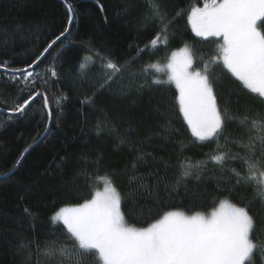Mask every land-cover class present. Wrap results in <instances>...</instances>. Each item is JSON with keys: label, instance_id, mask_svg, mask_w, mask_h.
Wrapping results in <instances>:
<instances>
[{"label": "trees", "instance_id": "trees-1", "mask_svg": "<svg viewBox=\"0 0 264 264\" xmlns=\"http://www.w3.org/2000/svg\"><path fill=\"white\" fill-rule=\"evenodd\" d=\"M149 3L0 0V63L7 66L0 69V264H57L44 255L45 242L73 241L54 222L55 213L90 199L105 178L121 193L126 220L137 227L162 211L209 214L224 198L233 203L242 194L252 198L250 188L229 195L226 189L235 181L221 179L231 176V168L244 172L241 159L226 161L222 168L210 158L218 149L244 156L240 119L264 116V98L213 65L210 77L219 107L227 109L226 123L218 139L193 137L178 111L177 90L166 82L153 84L164 76L148 66L165 64L172 52L187 46L194 67L202 70L218 41L197 37L188 23L191 7L202 6L203 0H162L175 22L166 43L153 47L161 25L144 23ZM108 61L122 72L101 88L110 74ZM29 65L34 74L25 81L14 70ZM26 100L23 113L9 111ZM189 162L203 166L197 170L200 180L187 177L177 185ZM250 212L256 236L264 240V205L254 201ZM24 241L31 242L28 249L20 248Z\"/></svg>", "mask_w": 264, "mask_h": 264}, {"label": "snow or ice", "instance_id": "snow-or-ice-1", "mask_svg": "<svg viewBox=\"0 0 264 264\" xmlns=\"http://www.w3.org/2000/svg\"><path fill=\"white\" fill-rule=\"evenodd\" d=\"M68 10L71 13L70 5ZM181 14L177 12L176 15ZM187 20L197 37L216 38V54L201 70L194 67L193 54L185 46L172 52L166 65L152 64L148 68L157 73L166 72L167 82L174 84L177 90L178 111L192 136L199 141H210L220 138L227 119V109L219 107L210 77L213 65L222 66L244 89L264 98V0H203L202 7H191ZM149 22L161 25L151 45L166 43L168 28L175 18L168 19L162 0H150L144 17V23ZM63 35L57 36L48 48ZM33 67L29 65L28 69ZM80 67L83 69L86 64ZM106 67L110 74L101 88L109 86L113 76L122 72L111 61ZM6 68V63H0V69ZM28 69L14 71L27 81L34 74ZM52 75H56L55 71ZM164 82L159 78L152 81L153 84ZM29 103L30 100H26L9 111L23 113ZM45 107H48L47 97ZM232 119L237 117L233 115ZM101 124L97 125L98 129ZM240 124L246 132V139L241 143L244 156L218 149L210 159L222 168L226 161L241 159L245 171L231 168V176L221 179H234V184L226 189L229 195L241 188H250L251 199H245L243 194L235 203L224 198L219 207H214L207 215L199 211L191 215L183 210L162 211L146 226L137 227L126 220L121 193L111 181H106L103 190L92 192L90 199L72 207H62L55 213L54 222H62L73 243L46 241L44 255L56 260L57 264H257V258L264 264V240L256 236V219L250 212L254 201L264 205V116L245 115ZM202 167L200 162L195 165L189 162L176 184L187 177L200 180L197 170ZM23 211L32 214L27 207ZM30 243L24 241L20 248L28 249Z\"/></svg>", "mask_w": 264, "mask_h": 264}, {"label": "rangeland", "instance_id": "rangeland-1", "mask_svg": "<svg viewBox=\"0 0 264 264\" xmlns=\"http://www.w3.org/2000/svg\"><path fill=\"white\" fill-rule=\"evenodd\" d=\"M203 6V5H202ZM202 6H200V7H202ZM179 51V50H178ZM176 52V51H175ZM167 62H168V60H167ZM166 62V63H167ZM166 63L165 64H160L161 66H163V65H166ZM162 76H164V78H162L163 79V81H165L166 83H168V84H170V85H172L174 88H175V85L174 84H172V83H170V82H167V75H166V72L165 73H160ZM176 89V88H175ZM106 181H110L109 179H107V178H105V179H102L101 180V182H102V185H103V188H104V185H105V182ZM103 188H102V190H103ZM102 190H100V191H102ZM219 207V206H218ZM205 215H207V214H205ZM57 223H59V224H62V222H57Z\"/></svg>", "mask_w": 264, "mask_h": 264}, {"label": "water", "instance_id": "water-1", "mask_svg": "<svg viewBox=\"0 0 264 264\" xmlns=\"http://www.w3.org/2000/svg\"><path fill=\"white\" fill-rule=\"evenodd\" d=\"M67 8H68V6H67ZM58 41H59V40H57L56 43H57ZM56 43H55V44H56ZM55 44H53L52 47H53ZM52 47H51V48H52ZM51 48H49L48 51H49ZM48 51H47V52H48ZM47 52H45V54H46ZM45 54H44V55H45ZM44 55H43V56H44ZM28 70H29V69H28Z\"/></svg>", "mask_w": 264, "mask_h": 264}]
</instances>
